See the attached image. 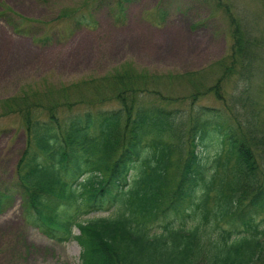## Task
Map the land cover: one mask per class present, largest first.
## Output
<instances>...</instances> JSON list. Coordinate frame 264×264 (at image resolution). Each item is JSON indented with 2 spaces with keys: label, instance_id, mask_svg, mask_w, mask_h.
Wrapping results in <instances>:
<instances>
[{
  "label": "trees",
  "instance_id": "obj_1",
  "mask_svg": "<svg viewBox=\"0 0 264 264\" xmlns=\"http://www.w3.org/2000/svg\"><path fill=\"white\" fill-rule=\"evenodd\" d=\"M105 1L73 14L74 28L95 27ZM114 1L124 15L127 0ZM0 18L38 44L60 41L33 32L44 22L7 4ZM107 75L95 100L117 106L64 118L26 110V146L17 179L0 189V212L20 194L29 222L79 242V264H264V106L239 128L230 104H198L184 117L180 107L143 102L151 92L170 99L150 87L148 71ZM212 139L220 143L213 152ZM96 212L106 214L84 216Z\"/></svg>",
  "mask_w": 264,
  "mask_h": 264
},
{
  "label": "rangeland",
  "instance_id": "obj_2",
  "mask_svg": "<svg viewBox=\"0 0 264 264\" xmlns=\"http://www.w3.org/2000/svg\"><path fill=\"white\" fill-rule=\"evenodd\" d=\"M93 1L0 0L44 22H35L33 32L60 40L38 44L0 18V189L17 179L25 116L64 118L117 106L115 98L95 100L97 87L116 71H148L150 87L170 99L155 92L139 98L180 107L184 117L198 104H230L239 111L233 125L240 128L239 121L264 106V0H127L122 16L115 1L106 0L96 8L95 27L74 28L72 15L89 10ZM219 147L217 139L209 141L211 152ZM24 204L17 194L0 212V264H79V242L47 236L28 221Z\"/></svg>",
  "mask_w": 264,
  "mask_h": 264
}]
</instances>
